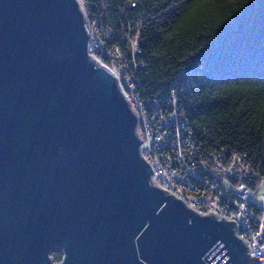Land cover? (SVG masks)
Segmentation results:
<instances>
[{
	"label": "water",
	"instance_id": "95a60500",
	"mask_svg": "<svg viewBox=\"0 0 264 264\" xmlns=\"http://www.w3.org/2000/svg\"><path fill=\"white\" fill-rule=\"evenodd\" d=\"M88 40L81 0H0V264H260L233 221L154 182Z\"/></svg>",
	"mask_w": 264,
	"mask_h": 264
},
{
	"label": "trees",
	"instance_id": "16d2710c",
	"mask_svg": "<svg viewBox=\"0 0 264 264\" xmlns=\"http://www.w3.org/2000/svg\"><path fill=\"white\" fill-rule=\"evenodd\" d=\"M83 1L109 50L139 42L143 100H175L205 151L240 153L264 179V0Z\"/></svg>",
	"mask_w": 264,
	"mask_h": 264
},
{
	"label": "built area",
	"instance_id": "2783aa9c",
	"mask_svg": "<svg viewBox=\"0 0 264 264\" xmlns=\"http://www.w3.org/2000/svg\"><path fill=\"white\" fill-rule=\"evenodd\" d=\"M86 11V10H85ZM88 51L109 67L129 97L140 120L141 153L153 169L154 182L202 215L209 212L233 221L251 256L264 264V179L246 157L207 152L195 140L174 100H143L132 78L139 45L130 57L119 48L109 50L87 15ZM111 32H107L109 36ZM109 38V37H107Z\"/></svg>",
	"mask_w": 264,
	"mask_h": 264
},
{
	"label": "bare ground",
	"instance_id": "6f19581e",
	"mask_svg": "<svg viewBox=\"0 0 264 264\" xmlns=\"http://www.w3.org/2000/svg\"><path fill=\"white\" fill-rule=\"evenodd\" d=\"M106 36H107V34H106ZM100 37H103V36H100ZM107 40H109V38H103V46H106L105 41H107ZM134 45H139V42H134ZM140 53H142L141 50H140ZM174 103H175V105H177L175 100H174ZM181 123H187L185 120V116L183 114H181ZM221 152H228V150L223 149ZM229 153H234V155H236L238 157H246V156H244L240 153H236V152H229Z\"/></svg>",
	"mask_w": 264,
	"mask_h": 264
},
{
	"label": "rangeland",
	"instance_id": "374dc122",
	"mask_svg": "<svg viewBox=\"0 0 264 264\" xmlns=\"http://www.w3.org/2000/svg\"><path fill=\"white\" fill-rule=\"evenodd\" d=\"M82 4H83V6H84V1L82 0ZM263 200H264V198H263ZM195 211H197L198 212V210H195ZM52 256V255H51ZM54 260V259H53ZM55 261V260H54ZM55 262H57V261H55Z\"/></svg>",
	"mask_w": 264,
	"mask_h": 264
}]
</instances>
